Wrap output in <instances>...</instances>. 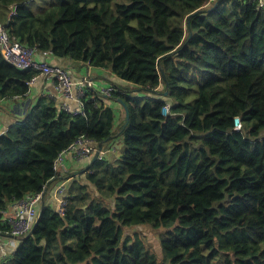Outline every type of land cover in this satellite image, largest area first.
Returning a JSON list of instances; mask_svg holds the SVG:
<instances>
[{"label": "trees", "instance_id": "16d2710c", "mask_svg": "<svg viewBox=\"0 0 264 264\" xmlns=\"http://www.w3.org/2000/svg\"><path fill=\"white\" fill-rule=\"evenodd\" d=\"M1 26L37 55L120 80L109 95L90 90L82 113L42 97L0 134V235L13 245L0 264H264L260 0H0ZM39 73L0 49V101L26 96ZM113 135L120 158L92 159L78 176L56 168L80 138L106 147ZM62 175L72 178L60 212L49 200ZM94 188L105 197L90 198ZM37 193L38 223L14 236L16 203ZM144 224L166 228L161 259L124 232Z\"/></svg>", "mask_w": 264, "mask_h": 264}, {"label": "crops", "instance_id": "0c3cea01", "mask_svg": "<svg viewBox=\"0 0 264 264\" xmlns=\"http://www.w3.org/2000/svg\"><path fill=\"white\" fill-rule=\"evenodd\" d=\"M51 54L52 52L50 51L46 54L36 55V59H38L39 61H48L53 65L64 66L75 80L86 77L87 74H91V79L94 81L92 82V85L86 89V94L92 96L93 98L94 95L91 93V91L96 92L98 90L101 93L102 90H104L105 88L108 89V85L113 83V81L120 80L119 78L114 76V74H112L109 69L94 68L91 66L88 69L86 75H84L87 67H83L81 66V64L76 63L71 59L56 58ZM52 79L53 77L51 76L42 75L39 73V75L31 81L30 90L26 94V96H17L0 101V134L4 133L10 125L25 118L30 108L37 102V100L42 97H49L55 100L60 106L61 102L64 101V97H62ZM114 102V100H108L109 105H113ZM70 103L72 108L76 107L77 105L75 101H71ZM115 109L117 120L120 122L121 119L126 116V112L122 107L119 106H115ZM117 138L119 137H116L115 139ZM95 145L97 150L99 146L98 144ZM123 149V142L117 140L116 147H114L113 149L107 150L106 147H103V151L101 152L98 159L110 160V162H113L114 160L120 157V154L122 153ZM105 153H107L108 155H106ZM94 154L89 157H83L82 160L78 159L77 161L74 159L75 156L71 153L66 157V161L68 163L67 166L69 165L70 169L74 167V169L71 170L76 171L77 173L75 174V176H78L80 172L87 170L88 164L93 159ZM93 172L94 169H92L91 173ZM61 178L62 182L58 183L56 188L54 187V185L56 184H51V186L53 185V190L55 191L53 194L51 193V198L49 201L51 202V205H54L56 207H58L59 205L60 198L65 197V190L69 186L72 177L71 175H62ZM66 196H68V194H66ZM13 219V217H9L10 222H12ZM10 238L11 236L7 237L0 235V260H5L8 257V254L12 252L11 248L13 245L10 242Z\"/></svg>", "mask_w": 264, "mask_h": 264}, {"label": "built area", "instance_id": "2783aa9c", "mask_svg": "<svg viewBox=\"0 0 264 264\" xmlns=\"http://www.w3.org/2000/svg\"><path fill=\"white\" fill-rule=\"evenodd\" d=\"M260 5L264 6V0H260ZM0 49L4 57L17 67L21 69L32 68L39 70L40 74L42 75L53 77V82L55 83L62 97H64V101L60 104L61 109L73 114L82 113L84 111V96L86 94V87L91 86L92 82L94 81L91 79V74H87L86 77L75 80L72 78L70 72L67 69L61 66L53 65L48 61H38L36 59V49L27 47L19 40L12 38L4 26L0 27ZM46 53H48V51L44 54ZM36 77L37 76L34 78ZM110 90L112 89H106V94L109 95ZM71 101H75L77 103L76 107L72 108L70 103ZM163 112L164 115H167L169 113V107L166 106ZM238 121L240 120L238 119L237 123ZM68 149L78 159H82L83 157L87 156L89 157L98 150V148L96 150V145L92 140L84 137L77 140V142L73 143ZM63 152L64 153H60L55 161L56 168L67 170L68 167L65 160L66 157L64 156L66 150ZM42 197V193H37L29 196L26 199H21L16 203L17 217L12 220L14 225L12 234L14 236L24 238L30 234L39 215V207ZM66 204L67 200L63 198L59 204L60 212L64 211Z\"/></svg>", "mask_w": 264, "mask_h": 264}, {"label": "rangeland", "instance_id": "374dc122", "mask_svg": "<svg viewBox=\"0 0 264 264\" xmlns=\"http://www.w3.org/2000/svg\"><path fill=\"white\" fill-rule=\"evenodd\" d=\"M107 84H109V83H107ZM123 138L119 137V138L113 139L112 141L107 143L108 144V145H106L107 150H111L114 147H116L117 140L123 142V144H124ZM105 154L108 155L107 153H105ZM94 190L96 191V193H95ZM94 190H87L88 196L90 198L94 197L95 199H102L103 197H105L103 194L99 195L100 192L98 190H96L95 188H94ZM109 201H111V200L109 199ZM165 230H166V228H155V227H152L149 224L136 225V226L124 228V232L126 234H128V233H130L131 235L138 234L140 237H142V239L144 240L146 245L151 250H153L157 254L158 258H160V259L163 256L162 255V250H161V245H160V238L163 235V233L165 232Z\"/></svg>", "mask_w": 264, "mask_h": 264}, {"label": "water", "instance_id": "95a60500", "mask_svg": "<svg viewBox=\"0 0 264 264\" xmlns=\"http://www.w3.org/2000/svg\"><path fill=\"white\" fill-rule=\"evenodd\" d=\"M189 18H190V17H189ZM166 94H168V91L166 92ZM122 102H123V101H122ZM123 104H124V103H123ZM124 105H125V104H124ZM125 109H126V122H128L129 119H130V113H129V109H128L127 106H125ZM116 136H117V135H113V136H111L109 139H112V138H114V137H116ZM103 146H104L103 143H100V144H99V148H98L97 152L94 154V157H93V160H92L93 163L98 159V157H99V155H100V153H101V151H102V149H103ZM44 206H45V198H42L39 217H38L37 221L35 222L34 227L32 228V230H31V232H30L29 235L32 234V232H33V230H34L36 224L38 223L39 218H40V215H41V212H42L43 209H44Z\"/></svg>", "mask_w": 264, "mask_h": 264}, {"label": "clouds", "instance_id": "9594fccd", "mask_svg": "<svg viewBox=\"0 0 264 264\" xmlns=\"http://www.w3.org/2000/svg\"><path fill=\"white\" fill-rule=\"evenodd\" d=\"M164 114V113H163ZM240 120V121H238V123H237V120ZM242 121H241V119L239 118V117H237L236 119H235V127H236V129H238V130H241V127H242V123H241ZM102 151H103V149H102ZM101 151V152H102ZM97 152V151H96ZM95 152V153H96ZM101 154V153H100ZM100 156V155H99ZM94 157V156H93ZM99 158V157H98ZM100 159H102V158H100ZM43 198V197H42ZM64 199H66V196L65 197H63ZM63 198H60V200H59V204H60V201L63 199ZM67 200V199H66ZM42 202V201H41ZM40 207H41V204H40ZM40 207H39V213H40ZM38 217H39V215H38ZM38 217H37V219H38ZM37 221V220H36ZM35 224V223H34ZM34 227V226H33Z\"/></svg>", "mask_w": 264, "mask_h": 264}, {"label": "bare ground", "instance_id": "6f19581e", "mask_svg": "<svg viewBox=\"0 0 264 264\" xmlns=\"http://www.w3.org/2000/svg\"><path fill=\"white\" fill-rule=\"evenodd\" d=\"M15 213V212H14ZM16 214V213H15Z\"/></svg>", "mask_w": 264, "mask_h": 264}]
</instances>
